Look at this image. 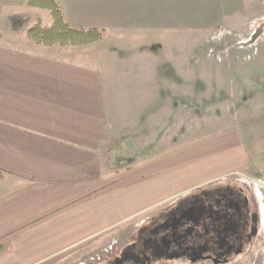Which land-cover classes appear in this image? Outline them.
Listing matches in <instances>:
<instances>
[{
	"label": "crops",
	"instance_id": "1",
	"mask_svg": "<svg viewBox=\"0 0 264 264\" xmlns=\"http://www.w3.org/2000/svg\"><path fill=\"white\" fill-rule=\"evenodd\" d=\"M55 1L70 27L101 33L89 45L108 47L88 55L81 49L86 45H38L22 30L36 22L30 15L46 9L0 0V264L72 263L133 234L180 195L232 172L250 179L261 196L259 239L238 264H264V125L248 130L246 139L237 134L232 142L199 143L197 159L177 151L120 160L110 151L121 134L114 80L100 63L106 62L105 73L121 66L154 69L147 44L128 49L113 40L129 25L142 27L153 2ZM13 15L26 19L19 32L8 30ZM123 50L129 58L120 57Z\"/></svg>",
	"mask_w": 264,
	"mask_h": 264
},
{
	"label": "rangeland",
	"instance_id": "2",
	"mask_svg": "<svg viewBox=\"0 0 264 264\" xmlns=\"http://www.w3.org/2000/svg\"><path fill=\"white\" fill-rule=\"evenodd\" d=\"M151 2L144 25H129L114 33L113 40L128 49L147 44L154 69L132 71L121 66L105 73L107 64L100 63L104 74L110 73L114 80L110 90L121 132L110 151L120 160L135 162L179 153L197 159L199 143L218 137L232 142L237 134L246 139L248 130L262 127L264 0ZM34 16V22L43 26L52 22L49 11L30 19ZM33 25L23 27L24 35ZM104 43L81 49L91 55L108 47ZM126 51L120 57L129 58ZM149 141L140 150L139 144ZM131 232L91 254L80 253L69 264H104ZM97 257L102 261L97 262Z\"/></svg>",
	"mask_w": 264,
	"mask_h": 264
},
{
	"label": "flooded vegetation",
	"instance_id": "3",
	"mask_svg": "<svg viewBox=\"0 0 264 264\" xmlns=\"http://www.w3.org/2000/svg\"><path fill=\"white\" fill-rule=\"evenodd\" d=\"M237 173L198 185L147 216L104 264H238L259 239L261 196Z\"/></svg>",
	"mask_w": 264,
	"mask_h": 264
},
{
	"label": "trees",
	"instance_id": "4",
	"mask_svg": "<svg viewBox=\"0 0 264 264\" xmlns=\"http://www.w3.org/2000/svg\"><path fill=\"white\" fill-rule=\"evenodd\" d=\"M28 6L50 11L52 23L48 27L39 22L26 30L27 37L38 45L45 46H80L98 41L101 33L96 29H79L70 27L63 19L60 6L55 0H28ZM26 19L20 15H13L9 19L12 32H19ZM2 171L0 170V178Z\"/></svg>",
	"mask_w": 264,
	"mask_h": 264
},
{
	"label": "built area",
	"instance_id": "5",
	"mask_svg": "<svg viewBox=\"0 0 264 264\" xmlns=\"http://www.w3.org/2000/svg\"><path fill=\"white\" fill-rule=\"evenodd\" d=\"M244 179H245V180H248V179H246V178H244ZM94 259H96V260H99L100 258H99V257H97V258H94ZM94 259H93V260H94Z\"/></svg>",
	"mask_w": 264,
	"mask_h": 264
}]
</instances>
